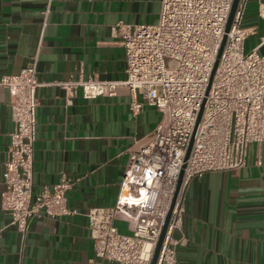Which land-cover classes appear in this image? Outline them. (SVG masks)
Masks as SVG:
<instances>
[{"label": "crops", "instance_id": "0c3cea01", "mask_svg": "<svg viewBox=\"0 0 264 264\" xmlns=\"http://www.w3.org/2000/svg\"><path fill=\"white\" fill-rule=\"evenodd\" d=\"M162 1L0 0V79L37 62L45 83L37 92L34 194L66 175L73 182L67 204L76 211L62 217L41 212L23 235L2 209L14 121L9 91L0 85V264H116L97 257L87 214L127 197L121 183L130 151L149 142L162 113L145 104L133 115L125 87L114 96L86 99L81 88L69 92L57 83L125 80V51L113 27L157 23ZM262 10L264 0H248L244 50L264 56ZM185 207L176 232L185 238L177 248L181 264H264V142L249 144L241 169L193 176ZM115 223L131 233L127 220Z\"/></svg>", "mask_w": 264, "mask_h": 264}, {"label": "built area", "instance_id": "2783aa9c", "mask_svg": "<svg viewBox=\"0 0 264 264\" xmlns=\"http://www.w3.org/2000/svg\"><path fill=\"white\" fill-rule=\"evenodd\" d=\"M234 1L163 0L157 23L119 22L113 27L125 51V80L57 83L69 92L81 88L86 99L114 96L125 87L133 115L145 104L162 113L149 142L130 151L121 183L127 197L87 214L97 257L116 264L152 263L184 169L156 263L181 264L177 248L185 238L176 232L186 213L188 181L207 171L243 168L249 144L264 142V56L256 49L244 50L250 34L243 26L248 0H239L227 31ZM44 84L37 62L0 79L9 91L14 121L1 206L23 235L41 212L51 217L76 213L67 204L73 182L66 175L52 188L34 194L37 92ZM121 218L128 221L130 234L117 227Z\"/></svg>", "mask_w": 264, "mask_h": 264}, {"label": "water", "instance_id": "95a60500", "mask_svg": "<svg viewBox=\"0 0 264 264\" xmlns=\"http://www.w3.org/2000/svg\"><path fill=\"white\" fill-rule=\"evenodd\" d=\"M238 3H239V0H235L234 1L233 9H232V12H231V15H230V18H229V21H228V25H227V31L230 30V27H231V24H232V21H233V18H234ZM191 145H192V143H191ZM190 149H191V146L189 148V151L187 153V157L186 158H188V156H189ZM183 177H184V169H182V171H181V174H180V177H179V180H178V184H177V189H176L175 195L173 197L169 212L167 214V217H166V220H165V224L163 226L160 238H159L157 246L155 248V253H154L153 260H152L151 264H156L157 263V260H158V257H159V253H160V250H161V246H162L165 234H166V230H167V227H168V224H169V221H170V218L172 216V212H173V209H174V206H175V202H176L178 194H179V192H180V190L182 188Z\"/></svg>", "mask_w": 264, "mask_h": 264}]
</instances>
